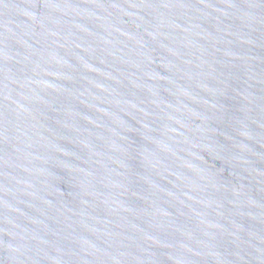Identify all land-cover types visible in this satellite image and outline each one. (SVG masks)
Masks as SVG:
<instances>
[{"label": "water", "instance_id": "95a60500", "mask_svg": "<svg viewBox=\"0 0 264 264\" xmlns=\"http://www.w3.org/2000/svg\"><path fill=\"white\" fill-rule=\"evenodd\" d=\"M0 264H264V0H0Z\"/></svg>", "mask_w": 264, "mask_h": 264}]
</instances>
